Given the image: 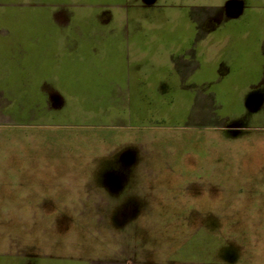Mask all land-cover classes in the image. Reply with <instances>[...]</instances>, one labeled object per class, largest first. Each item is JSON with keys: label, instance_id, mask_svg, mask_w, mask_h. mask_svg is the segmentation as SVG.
<instances>
[{"label": "rangeland", "instance_id": "1", "mask_svg": "<svg viewBox=\"0 0 264 264\" xmlns=\"http://www.w3.org/2000/svg\"><path fill=\"white\" fill-rule=\"evenodd\" d=\"M80 1H59L58 22H81L83 10L103 7ZM139 1L151 6L156 0ZM242 1L247 8L238 22H252L264 1ZM158 2L163 13L129 14L124 2L115 20L234 21L225 12L228 0ZM19 5L0 0V21L9 13L17 17ZM100 19L110 21L107 14L89 21ZM192 81L180 89L187 94L139 96L134 104L130 96H104L128 99L110 103L107 112L104 106L87 111L79 96H58L47 114L31 110V95L11 96L6 107L8 99L0 96V264H196L200 237L203 259L211 241L214 260L232 258L227 244L240 243L242 231L257 224L213 222L225 219L226 208L217 216L208 206H195L194 171L197 154L208 156V144L196 147L209 139L200 125L212 118L234 124L240 113L218 110L204 93L208 87ZM100 113L106 120L98 119ZM263 116L261 102L240 121L259 123ZM235 230L242 239H235Z\"/></svg>", "mask_w": 264, "mask_h": 264}, {"label": "crops", "instance_id": "2", "mask_svg": "<svg viewBox=\"0 0 264 264\" xmlns=\"http://www.w3.org/2000/svg\"><path fill=\"white\" fill-rule=\"evenodd\" d=\"M18 1V16L9 13L0 21V96L8 99L4 107L10 106L11 96L26 94L33 96L32 111L47 114L58 96H79L87 111L104 106L107 112L110 103L122 105L129 99L134 104L139 96L187 94L180 89H186L184 80L192 79L196 88L208 87L204 93L218 110L239 111L234 124L212 118L200 125L204 129L199 133L208 128L209 139H200L196 147L208 144V156H196L195 206H208L217 216L219 208H226L225 219L216 217V223L257 224L242 231L243 239L235 230V239L242 240L227 244L226 253L232 247L234 255H226L224 264H264V121H240L264 103V5L256 19L240 23L247 7L242 0H228L225 12L234 21L204 26L195 20H115L124 2L129 14L163 13L158 0L151 6L139 0H81L103 7L83 10L81 22L67 23L58 22L59 1L75 0ZM96 14H107L110 21H89ZM103 115L98 119L106 120ZM207 159L208 169L202 166ZM198 242L201 249V237ZM200 249L196 264H219L211 256L212 241L209 256L200 257Z\"/></svg>", "mask_w": 264, "mask_h": 264}]
</instances>
